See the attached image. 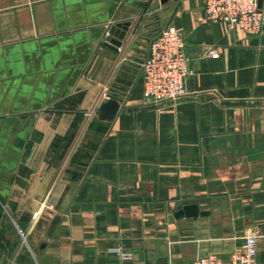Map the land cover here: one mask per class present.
Listing matches in <instances>:
<instances>
[{
	"label": "crops",
	"instance_id": "crops-1",
	"mask_svg": "<svg viewBox=\"0 0 264 264\" xmlns=\"http://www.w3.org/2000/svg\"><path fill=\"white\" fill-rule=\"evenodd\" d=\"M168 26L189 94L151 103L141 63ZM247 235L264 264V30L203 0H0V264H110L116 245L123 264H191Z\"/></svg>",
	"mask_w": 264,
	"mask_h": 264
},
{
	"label": "built area",
	"instance_id": "built-area-1",
	"mask_svg": "<svg viewBox=\"0 0 264 264\" xmlns=\"http://www.w3.org/2000/svg\"><path fill=\"white\" fill-rule=\"evenodd\" d=\"M205 18L211 22H222L230 28H240L250 34H260L264 30V9L259 0H203ZM208 54L218 57V50L211 47ZM144 98L147 102H176L189 94L186 78L190 73V59L182 34L168 26L154 36L149 50L141 63ZM123 264L133 259V252L123 245L109 248ZM258 243L256 235L245 236L227 259L216 253L196 257L191 264H256Z\"/></svg>",
	"mask_w": 264,
	"mask_h": 264
},
{
	"label": "water",
	"instance_id": "water-1",
	"mask_svg": "<svg viewBox=\"0 0 264 264\" xmlns=\"http://www.w3.org/2000/svg\"><path fill=\"white\" fill-rule=\"evenodd\" d=\"M262 4V0H259V6H261ZM131 22L130 21H124V22H118L115 25H113L110 28V36L107 38V40L110 42L112 41L115 46H120L121 45V39L124 38L126 31L128 30L129 26H130ZM112 35L116 36L118 39L117 40H113L112 39ZM121 108V102L120 99L116 98V97H110L108 100L104 101L99 110V116L102 119H113L119 109ZM59 215H56L52 221V224L50 225L49 234H52L53 231L56 228L57 223L59 222Z\"/></svg>",
	"mask_w": 264,
	"mask_h": 264
}]
</instances>
